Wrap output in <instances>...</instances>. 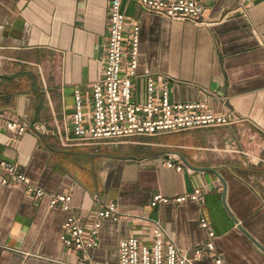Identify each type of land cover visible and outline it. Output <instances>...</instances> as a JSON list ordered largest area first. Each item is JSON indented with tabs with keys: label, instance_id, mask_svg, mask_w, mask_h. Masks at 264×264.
<instances>
[{
	"label": "crops",
	"instance_id": "1",
	"mask_svg": "<svg viewBox=\"0 0 264 264\" xmlns=\"http://www.w3.org/2000/svg\"><path fill=\"white\" fill-rule=\"evenodd\" d=\"M107 3L0 0V162L17 163L45 191L37 197L24 183H1L9 175L0 166V264H79L80 251L60 239L67 212L49 204L57 192L72 196L83 223L109 200L122 213L102 220L91 261L116 264L120 239L150 242L159 220L190 257L202 247L193 264H264V183L254 181L264 174V0H202L197 22L122 0L128 21L140 25L133 100L144 101L148 76L168 78L172 101L204 102L231 123L118 142L68 140L74 89L89 98L102 74ZM8 121L25 130L7 129ZM127 142L131 155L122 153ZM198 187L203 202L149 204L158 192L172 199ZM203 219L215 231L214 252L203 247Z\"/></svg>",
	"mask_w": 264,
	"mask_h": 264
},
{
	"label": "built area",
	"instance_id": "2",
	"mask_svg": "<svg viewBox=\"0 0 264 264\" xmlns=\"http://www.w3.org/2000/svg\"><path fill=\"white\" fill-rule=\"evenodd\" d=\"M250 2L251 0H242ZM141 8L148 12L162 14L172 20L197 22L203 12L202 0H138ZM108 32L106 36L105 56L101 77L91 86L89 98H85L79 88L74 89V110L70 116L68 140L96 142L110 140L118 142L121 138L132 135H154L157 133L219 126L231 123V118L206 107L204 102L183 103L171 100L169 79L159 83L153 76H148L144 101L132 98L133 78L138 65L140 46V25L128 21L122 6V0H108ZM90 107H87V104ZM6 128L22 133L25 126L16 121L6 122ZM167 165L171 167L172 162ZM0 166L9 177H3L1 183L25 184L27 192L35 196L45 195L43 188L28 181L19 170L17 163L2 160ZM181 165L176 169L180 170ZM200 187L187 194H180L172 199L158 192L150 199L155 206L159 202H183L188 199L203 202ZM72 196L57 192L49 196L51 207L60 206L67 212L63 222L60 239L65 247L80 251L79 264H104L91 261L88 251L99 244L98 232L102 220H118L122 213L117 203L109 200L101 203L89 215L87 223L73 213ZM201 226L207 230V238L202 242L204 249L215 251V231L205 219ZM152 240H142L138 235L123 237L118 243L116 264H193V259L202 256L203 249L196 246L193 257L177 247L159 220H153ZM217 264L221 263L216 258Z\"/></svg>",
	"mask_w": 264,
	"mask_h": 264
},
{
	"label": "rangeland",
	"instance_id": "3",
	"mask_svg": "<svg viewBox=\"0 0 264 264\" xmlns=\"http://www.w3.org/2000/svg\"><path fill=\"white\" fill-rule=\"evenodd\" d=\"M64 130V129H63ZM132 139V138H131ZM140 139V138H139ZM120 144V143H119ZM119 144H117V145H119ZM130 144H132V143H130V142H127V143H121L120 145H122V146H127L128 147V151H125V150H123L122 151V153H126V155H131L132 153H134L133 151H132V149H129V147L130 146H128V145H130ZM115 145V144H114ZM124 155V154H123ZM259 177H260V179H259ZM254 181H257V182H263L264 183V174H262V175H259V176H256L255 177V179H254ZM257 187H258V189H259V185L258 184H255ZM263 186V190H260L259 189V191H260V193H261V195H262V197L264 198V185H262Z\"/></svg>",
	"mask_w": 264,
	"mask_h": 264
}]
</instances>
